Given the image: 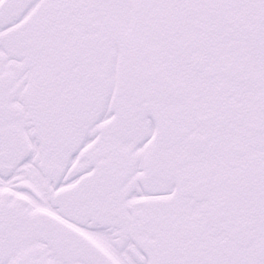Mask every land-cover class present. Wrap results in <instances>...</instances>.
Returning <instances> with one entry per match:
<instances>
[{
  "label": "snow or ice",
  "instance_id": "obj_1",
  "mask_svg": "<svg viewBox=\"0 0 264 264\" xmlns=\"http://www.w3.org/2000/svg\"><path fill=\"white\" fill-rule=\"evenodd\" d=\"M0 264H264V0H0Z\"/></svg>",
  "mask_w": 264,
  "mask_h": 264
}]
</instances>
